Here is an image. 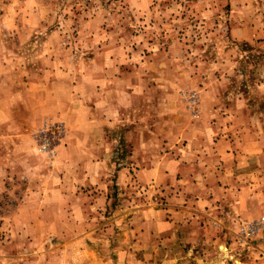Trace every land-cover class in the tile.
<instances>
[{"label": "rangeland", "instance_id": "obj_1", "mask_svg": "<svg viewBox=\"0 0 264 264\" xmlns=\"http://www.w3.org/2000/svg\"><path fill=\"white\" fill-rule=\"evenodd\" d=\"M263 6L264 0H0V82H6L9 95H23L25 102L17 113L27 115L38 104L33 96L49 92L53 85H58V94L75 87L91 97L102 80H116L114 87L122 93L124 107L130 104L148 111L152 125L160 130L163 121H174L177 111L188 110L183 91L197 92L201 101L211 75L229 71L224 59L232 46L231 26L245 20L255 24V10ZM133 90L139 96L127 103V93ZM31 118L25 117V130L19 133L18 127V141L17 127L9 126L11 139L0 143V264H255L264 260L258 242L238 243L239 215L219 221L210 230L202 225L198 239L190 244L193 251L186 238L181 247H168V256L159 248L136 253L118 249L127 244L124 230L119 229L120 246L92 238V251L74 254L68 247L71 240L64 237L70 230L91 231L99 222L107 228L106 220L116 206L124 210L129 203H150L152 208H163V192L147 195L150 202H134L139 201L136 191H146L132 184L123 190L116 186L107 207L105 202H85L84 208L73 206L81 202H31L39 194L46 196L45 184L52 178L50 172L60 166V151L66 144L65 139L52 158L41 153L36 132L45 123H65Z\"/></svg>", "mask_w": 264, "mask_h": 264}, {"label": "crops", "instance_id": "obj_2", "mask_svg": "<svg viewBox=\"0 0 264 264\" xmlns=\"http://www.w3.org/2000/svg\"><path fill=\"white\" fill-rule=\"evenodd\" d=\"M255 15V24L245 20L229 30L232 46L224 59L229 71L211 75L200 104L193 111H177L175 120L163 121L160 130L152 125L148 111L130 104L124 107L122 93L114 87L116 80H102L91 97L75 87L58 94V85H53L49 92L33 96L38 104L27 115L17 113L25 102L23 95H9L6 82H0L1 144L11 139L9 126L17 127L18 141L29 115L31 119L55 118L68 127L60 166L50 172L52 178L45 184L46 196L36 193L31 202H81L73 204L75 208L86 207L85 202H105L107 207L116 186L123 190L132 184L146 191H136L139 201L134 202H150L147 195L163 192V208H152L150 203H129L124 210L116 206L106 220L107 228L99 222L92 233L70 230L64 237L71 240L68 247L74 254L92 251V238L115 246L125 238L126 246L118 249L136 253L159 248L168 256L166 249L181 247L185 238L190 249L202 225L210 230L219 221L239 215L238 243L246 245L242 229L257 222L258 232L251 239L264 256V6ZM127 95V103H132L139 91ZM173 108L179 109L175 104ZM119 229L124 230L122 238Z\"/></svg>", "mask_w": 264, "mask_h": 264}, {"label": "built area", "instance_id": "obj_3", "mask_svg": "<svg viewBox=\"0 0 264 264\" xmlns=\"http://www.w3.org/2000/svg\"><path fill=\"white\" fill-rule=\"evenodd\" d=\"M183 100L188 110L193 111L200 104L197 92H182ZM67 129L63 123H45L35 134L38 149L48 158L56 153V148L66 139ZM257 222L246 224L242 229L241 239L246 242L258 232Z\"/></svg>", "mask_w": 264, "mask_h": 264}]
</instances>
